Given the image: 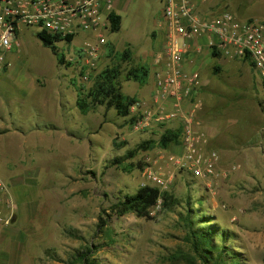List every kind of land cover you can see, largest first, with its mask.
Returning <instances> with one entry per match:
<instances>
[{"label": "rangeland", "instance_id": "1", "mask_svg": "<svg viewBox=\"0 0 264 264\" xmlns=\"http://www.w3.org/2000/svg\"><path fill=\"white\" fill-rule=\"evenodd\" d=\"M230 1L229 10L240 20L251 16L264 22V0ZM115 4L121 29H109L105 38L116 53L130 46L133 57L121 63L118 81L124 96L142 100L148 86L127 81L126 75L141 65L144 52L158 55L164 47L163 4L161 0ZM160 31L163 38L156 44ZM37 35V29L24 27L18 37L20 51L11 53V67L0 72V133H4L0 176L9 191L1 196L0 218H11L8 225L0 221V264H65L90 244L97 248L96 264H192L187 215L197 231L213 227L214 244L238 254L240 264H264V90L250 88L255 77L238 70L226 75L216 70L218 59H207L201 78L214 81L205 87L207 98L200 100L196 87L188 99L189 107H196L194 114L225 123L219 141L227 152L221 151V156L230 157L221 161L220 151L209 142L220 157L210 178L191 176L159 146L139 149L135 157L115 165L114 159L144 141L157 142L161 135V129H150L153 126L136 129L143 115L135 116L131 124L114 108L96 106L85 115L79 112L77 90H89L94 83L90 75L118 63L116 54L106 57L104 50L96 65L84 66L79 55L88 35L82 33L71 43H54L64 54L60 63ZM241 63L248 68L244 60ZM183 125L175 123L181 130ZM236 146L249 152L239 165L229 151ZM147 169L169 179L166 188H157L179 204L162 209L160 199L151 210L152 219L131 212L114 215L112 204L144 185L156 187ZM106 214L107 231L98 227L100 216Z\"/></svg>", "mask_w": 264, "mask_h": 264}, {"label": "built area", "instance_id": "2", "mask_svg": "<svg viewBox=\"0 0 264 264\" xmlns=\"http://www.w3.org/2000/svg\"><path fill=\"white\" fill-rule=\"evenodd\" d=\"M197 1H200L198 4ZM116 0H0V72L11 67L9 56L20 51V32L24 27L58 36L65 40L79 35L85 37L80 59L84 66L96 65L104 53L106 32L110 29L109 16L116 12ZM165 44L156 55L154 94L157 98L171 99L173 109L154 114L146 110L142 101L131 106L132 116L143 115L136 129L149 127L150 120L163 122L184 120L181 142L184 147L176 164L191 176L204 179L214 175L220 162L216 150L209 147V138L202 130L193 127V114L186 112L183 103L188 101L199 86V73L185 70V58L196 48L199 40L206 39L209 48L218 56L232 60H246L260 73L264 86V22L236 17L227 8L210 9L212 0H161ZM205 5V7H201ZM212 6V5H211ZM67 42V41H66ZM87 79V76H84ZM191 113V114H190ZM155 116V118H154ZM173 159V158H172ZM148 178L158 188H166L170 181L157 170L147 169ZM0 176V194L9 191ZM10 219L3 221L8 225Z\"/></svg>", "mask_w": 264, "mask_h": 264}, {"label": "trees", "instance_id": "3", "mask_svg": "<svg viewBox=\"0 0 264 264\" xmlns=\"http://www.w3.org/2000/svg\"><path fill=\"white\" fill-rule=\"evenodd\" d=\"M109 18L111 31H119L122 24L121 15L113 12ZM37 36L46 47L51 48L52 51L57 54L60 63L64 62V54H59L54 46L56 41L61 40L60 37L46 34L45 31L38 32ZM65 40L71 43L73 36H68ZM105 50L106 57H111L116 54L115 57L119 62L112 66H107L95 75H90V79L94 81L93 86L87 91H84V88L77 90L76 105L79 108V112L84 115L96 106H105L109 110L114 108L118 116L129 118V123L133 124L135 122V116L130 114V110L133 103L137 102V99L134 96H124L118 81L123 72L121 63L130 61L133 57V52L129 45H127L121 53H116L111 44H106ZM213 56L217 57L218 54L213 52ZM149 76L150 68L148 66L136 65L128 70L126 80H134L141 85H145L148 82ZM181 143V128H169L160 135L157 142L153 141V139L144 141L138 148L129 150L121 159H114L112 164L120 165L122 161L135 157L139 149H153L156 146H159L161 149H169L170 146L179 145ZM139 168H141V166H139ZM160 199V207L162 209H171L172 206L179 204L178 200L173 198L170 193L166 191L162 193L157 187L144 185L140 187L134 195H126L123 200L112 204L110 209L114 215L119 217L131 212L139 218L152 219L151 210L159 204ZM106 216L107 217L100 216L98 223V227L105 229V231H107L109 214H106ZM187 219V225L190 230V244L195 256L192 264L199 260H201V264H240L241 259L238 254L235 252L231 253L223 246L219 247L214 244L213 227H204L197 231L191 225L192 221L190 215H187ZM96 251L97 248L93 244L86 245L81 251L74 254L65 264H96L94 260ZM228 258H230V262Z\"/></svg>", "mask_w": 264, "mask_h": 264}, {"label": "crops", "instance_id": "4", "mask_svg": "<svg viewBox=\"0 0 264 264\" xmlns=\"http://www.w3.org/2000/svg\"><path fill=\"white\" fill-rule=\"evenodd\" d=\"M200 1H197L198 4ZM230 2L232 4V1L230 0H212V2L209 4V8L210 9H214V10H221L222 8H228L231 9L230 6ZM237 3V1L234 3V5ZM212 5V6H211ZM233 5V4H232ZM201 7H205V5H201ZM117 9V6H116ZM117 12V11H116ZM118 13V12H117ZM247 19H251V20H255L254 18H252L251 16H247ZM158 39H156V44H158L161 39L163 38L162 36V31L158 32ZM75 39V38H74ZM74 39L72 40V42L74 41ZM84 41H85V37H84ZM200 43V44H199ZM84 44V42H83ZM82 45V44H81ZM152 53V54H151ZM150 54H148L147 52H144V56H142V58H140L141 60V65H148L149 63V68H150V76L148 78V83L145 86H148V90L145 94L144 99L142 100H137V101H142L145 103L146 105V110L151 111L153 114L157 111L160 110H170L173 109V103L171 99H163V98H157L156 95L154 94V76H155V70H156V66L154 65V59H155V54L157 55V53L151 52ZM209 59L212 61L214 59H218L219 63L216 64V69L217 71H221V73H225L226 75L232 73V72H236L238 71H242L243 74L249 78L253 76L255 77V81H256V87L255 85H252L250 88H260L261 91L263 92V83H262V78H258L257 75L254 73L253 68L250 66V64L245 61L248 64V68L245 67V63H241L243 60H232V59H226L223 58L221 56H217L214 57L213 56V50L211 48L208 47L207 45V41H203L201 40L200 42L198 41L196 43V48L192 49L191 52H189V54L187 55V57L185 58V70L187 72H194V73H199L200 77H199V86L197 87L196 90L200 89V92L197 93V97L200 98V100L206 99L208 93H205V87L207 85H213V80L212 77H206V78H201L202 77V72L204 70V67L207 66L206 65V60ZM241 69V70H240ZM219 82V81H218ZM224 81H223V83ZM221 86V85H220ZM195 90V93H196ZM202 91V93H201ZM202 95V97H201ZM188 101H185L183 103V107L185 109L186 112L191 110V113L194 112V110H192L189 105H188ZM190 113V114H191ZM204 113V112H203ZM194 114V113H192ZM193 127L196 130H202L206 133L207 137L209 138V142H210V146H214L217 147L218 150L220 151V157H221V161L222 160H228L230 156H228V153L226 156L222 157L221 156V151H225L226 148L224 146H222L221 142L219 141L222 132L224 131L225 128V123L224 122H219V121H214L212 119H209V117L204 116V114H199L196 113L193 116ZM184 124V120L183 119H179L177 120V122H172L171 120H167L166 122H158L157 120H150V126H153L150 129H161L160 133L162 134L166 129L172 128L174 129V127L177 128V126H175V123H177V125L180 123ZM238 120L234 119L233 120V124H237ZM149 126V127H150ZM178 126V127H179ZM148 128V127H147ZM4 133H0V135ZM183 145L182 143L179 145H172L169 147V149H161L162 151H164L165 153H171L169 154V156L173 157V158H177L179 156H181V154L183 153ZM230 152H234L235 153V158H236V165H239L240 162L244 161V159H246V157L249 156V152H246V148L242 147H234V148H230L229 150ZM227 152V151H225ZM168 160V159H167ZM169 161V160H168ZM172 164V163H171ZM238 166L233 167L229 172L231 171H235L237 169ZM1 194H0V199H1Z\"/></svg>", "mask_w": 264, "mask_h": 264}]
</instances>
